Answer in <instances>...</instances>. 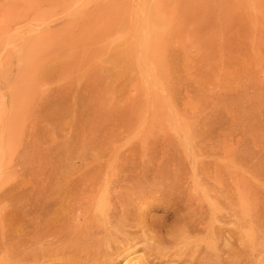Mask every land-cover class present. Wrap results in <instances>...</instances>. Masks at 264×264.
Returning <instances> with one entry per match:
<instances>
[{"label":"rangeland","instance_id":"1","mask_svg":"<svg viewBox=\"0 0 264 264\" xmlns=\"http://www.w3.org/2000/svg\"><path fill=\"white\" fill-rule=\"evenodd\" d=\"M262 171L264 0H0V264H264Z\"/></svg>","mask_w":264,"mask_h":264},{"label":"bare ground","instance_id":"2","mask_svg":"<svg viewBox=\"0 0 264 264\" xmlns=\"http://www.w3.org/2000/svg\"><path fill=\"white\" fill-rule=\"evenodd\" d=\"M115 156H116V155H115ZM111 158H112V157H111ZM116 159H117V158H116ZM117 162H118V161H117ZM217 162H218V161H217ZM96 163H97V162H96ZM101 163H103V162H102L101 160H98L97 165H98V164H101ZM110 163H111V162H109V164H110ZM112 165H114V164H113V161H112ZM112 165H111V166H112ZM116 165H117V166H116ZM118 165H119L118 163L115 164L116 167H118ZM101 166H102V165H101ZM101 166H100V167H101ZM109 166H110V165H109ZM111 166H110V167H111ZM101 169H102V167H101ZM115 170H117V169L115 168ZM262 172H263V171H262ZM262 172H261V173H262ZM262 174L264 175V172H263ZM94 176H95V175H94ZM258 176H259V175H258ZM92 177H93V176H92ZM99 177H100V176H99ZM262 177H263V176H262ZM108 178H109V176H108ZM108 178H106V180L104 179V186H106V187H107V186L109 187V184L111 183L110 180H109ZM111 178H112V177H111ZM260 178H261V177H260ZM91 179H92V178H91ZM93 179H94V178H93ZM95 179H96V178H95ZM257 180H259V179H257ZM260 180H262V179H260ZM94 181H95V180H94ZM100 181H101V179H100ZM263 181H264V180H263ZM95 182H96V181H95ZM219 182H220V181H219ZM96 184H97V183H96ZM110 185H112V184H110ZM102 187H103V186H102ZM237 187H238V186H237ZM258 189H259V188H258ZM258 189H257V191H258ZM255 190H256V189H254L253 192H255ZM262 190H264V187H262V189L259 190V191L261 192ZM247 191H248V190H247ZM257 191H256V192H257ZM121 193H122V192H121ZM107 194H108V193H107ZM259 194H260V193H259ZM101 195H102V194H100V196H101ZM256 195H257V194H256ZM102 196H103V195H102ZM102 196H101V197H102ZM257 196H260V195H257ZM105 197L107 198L108 196H104V199H105ZM255 197H256V196H255ZM261 198H262V197H261ZM263 198H264V197H263ZM107 199H108V198H107ZM256 200H257V198H256ZM258 200H261V199H258ZM259 202H261V201H258V203H259ZM262 202L264 203L263 200H262ZM262 202H261V203H262ZM243 203H244V202H243ZM261 203H260V204H261ZM245 204H246V203H245ZM256 204H257V203H256ZM254 205H255V204H254ZM257 206H258V205H257ZM98 207H99V206H98ZM108 210L111 211L110 209H108ZM108 210L106 209L105 211L107 212ZM102 211H103V210H102ZM263 211H264V210H263ZM263 211H261V212H259V213H262ZM93 212H94V210H93ZM98 213H99V212H98ZM104 213H105V212H104ZM111 213H112V212H110V214H109V213L107 212L106 214H108V215H106V214H102V215L105 216V218L107 217V219H105V221L107 220V223H108V224H112V223L114 222V221L112 220ZM96 214H97V213H96ZM253 215H254V214H253ZM261 215H262V214H261ZM257 216H258V215H257ZM263 217H264V214H263ZM254 218H255V217H254ZM258 218H259V217H258ZM255 221H256V220H255ZM202 224H203L202 222H199V223H196V224L193 223V224H191L192 227L190 228V230H193V231H196V232H197V231H199V232H203L204 227H202ZM84 226H85V225H84ZM206 226H207V225H206ZM205 228H206V227H205ZM208 229H210V228H208ZM222 230H223V229L220 228V229L218 230V231H219V232H218L217 230H214V229H213V230L211 231L210 234H212V236L214 235V236H216V237H217L218 235H219V236H223V235H222V233H223ZM109 233H110V232H109ZM35 235H36V234H35ZM37 235H38V234H37ZM37 235H36V236H37ZM43 236H44V235H43ZM219 236H218V237H219ZM32 237H33V236H32ZM23 238H24V237H23ZM30 238H31V237H30ZM30 238H29V241L33 242V240H32L33 238H31V239H30ZM34 238H35V236H34ZM221 239H222V237H221ZM27 240H28V239H27ZM24 241H25V240H24ZM26 242H28V241H26ZM34 242H38V241H34ZM147 242H148V241H147ZM22 244H23V243H22ZM22 244H21V245H22ZM27 244H29V242H28ZM21 245H20V246H21ZM29 245H30V244H29ZM57 246H58V245H57ZM122 246H123V245H122ZM123 252H124V251H123ZM130 256H131V255H130ZM0 261H2V260H0ZM133 261H134V259L132 258V259H130L126 264H135ZM2 262H3V261H2ZM259 263H260V262H259ZM136 264H137V263H136Z\"/></svg>","mask_w":264,"mask_h":264}]
</instances>
